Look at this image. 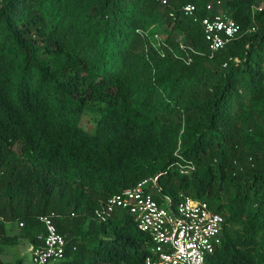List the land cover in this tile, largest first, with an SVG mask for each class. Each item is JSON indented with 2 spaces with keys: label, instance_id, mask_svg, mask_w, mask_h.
I'll return each mask as SVG.
<instances>
[{
  "label": "trees",
  "instance_id": "obj_1",
  "mask_svg": "<svg viewBox=\"0 0 264 264\" xmlns=\"http://www.w3.org/2000/svg\"><path fill=\"white\" fill-rule=\"evenodd\" d=\"M161 1L0 0L1 244H17L15 223L40 245L38 219L53 214L61 264H141L149 237L133 218L98 213L157 177L162 195L223 217L206 264H264V9L220 0L240 32L209 57L181 9L203 17L217 0ZM179 38L202 54L185 64ZM131 55L146 77L130 75ZM92 107L97 117L84 119Z\"/></svg>",
  "mask_w": 264,
  "mask_h": 264
},
{
  "label": "built area",
  "instance_id": "obj_2",
  "mask_svg": "<svg viewBox=\"0 0 264 264\" xmlns=\"http://www.w3.org/2000/svg\"><path fill=\"white\" fill-rule=\"evenodd\" d=\"M161 4L166 3L162 0ZM263 9L264 0H256L250 12L254 15ZM181 10L185 17L201 25L209 57L240 32L230 13L223 10L220 0L208 3L203 17L197 16V9L192 4L184 5ZM152 38L154 47L165 46L157 31ZM178 40L185 64L192 61V55L202 54L187 46L181 38ZM191 169L192 166L185 169L179 165L181 174L188 175ZM115 211L129 214L137 229L149 237L148 253L141 264H206L221 245L223 217L206 201L195 200L183 193L176 199L162 195L157 177L145 178L129 189L109 196L98 215L105 219ZM54 218L53 214L39 217L44 235L39 238L40 245L29 247V264H50L63 258L65 238L57 232Z\"/></svg>",
  "mask_w": 264,
  "mask_h": 264
},
{
  "label": "rangeland",
  "instance_id": "obj_3",
  "mask_svg": "<svg viewBox=\"0 0 264 264\" xmlns=\"http://www.w3.org/2000/svg\"><path fill=\"white\" fill-rule=\"evenodd\" d=\"M159 35L163 38L166 37L168 31L164 27H160L156 30ZM130 62L132 64L131 67V73L132 74H139V76L146 77L147 75L145 72L141 71L140 69L135 67L136 64V55L129 57ZM136 74V75H137ZM96 107H92L88 110H86L84 114V119H90L96 118L97 117V111L95 110ZM7 229V234L12 236L16 235L18 237V242L14 246H6L4 244L0 243V264H12L15 262L16 259L21 260V264H29V259H30V251L29 247L30 245L28 244V241L23 237L21 227H19L17 224L12 223L8 224L6 226ZM50 264H61L60 261L50 263Z\"/></svg>",
  "mask_w": 264,
  "mask_h": 264
}]
</instances>
